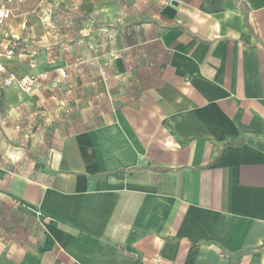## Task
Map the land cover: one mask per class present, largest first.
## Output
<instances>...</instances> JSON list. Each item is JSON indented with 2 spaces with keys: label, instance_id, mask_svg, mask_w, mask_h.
Returning a JSON list of instances; mask_svg holds the SVG:
<instances>
[{
  "label": "crops",
  "instance_id": "0c3cea01",
  "mask_svg": "<svg viewBox=\"0 0 264 264\" xmlns=\"http://www.w3.org/2000/svg\"><path fill=\"white\" fill-rule=\"evenodd\" d=\"M2 5L0 264H264V0Z\"/></svg>",
  "mask_w": 264,
  "mask_h": 264
},
{
  "label": "built area",
  "instance_id": "2783aa9c",
  "mask_svg": "<svg viewBox=\"0 0 264 264\" xmlns=\"http://www.w3.org/2000/svg\"><path fill=\"white\" fill-rule=\"evenodd\" d=\"M11 15V11L5 6H0V25L5 22ZM15 55L13 49H7L5 53H0V74H7L3 80L5 88H17L21 92L30 95L37 87L47 84L51 81V77L46 73H39L37 75L17 76L14 73H8L5 65L2 63V57L12 58ZM65 70L59 71V79L66 78Z\"/></svg>",
  "mask_w": 264,
  "mask_h": 264
},
{
  "label": "trees",
  "instance_id": "16d2710c",
  "mask_svg": "<svg viewBox=\"0 0 264 264\" xmlns=\"http://www.w3.org/2000/svg\"><path fill=\"white\" fill-rule=\"evenodd\" d=\"M1 98H2V96H1V94H0V101H1Z\"/></svg>",
  "mask_w": 264,
  "mask_h": 264
}]
</instances>
